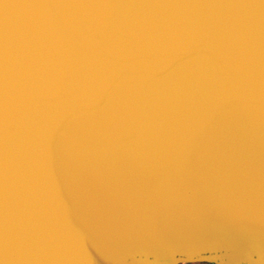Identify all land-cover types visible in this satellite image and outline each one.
Instances as JSON below:
<instances>
[{
    "label": "water",
    "instance_id": "water-1",
    "mask_svg": "<svg viewBox=\"0 0 264 264\" xmlns=\"http://www.w3.org/2000/svg\"><path fill=\"white\" fill-rule=\"evenodd\" d=\"M264 264V0H0V264Z\"/></svg>",
    "mask_w": 264,
    "mask_h": 264
},
{
    "label": "flooded vegetation",
    "instance_id": "flooded-vegetation-1",
    "mask_svg": "<svg viewBox=\"0 0 264 264\" xmlns=\"http://www.w3.org/2000/svg\"><path fill=\"white\" fill-rule=\"evenodd\" d=\"M179 264H213L211 262H206V261H195V262H182Z\"/></svg>",
    "mask_w": 264,
    "mask_h": 264
}]
</instances>
